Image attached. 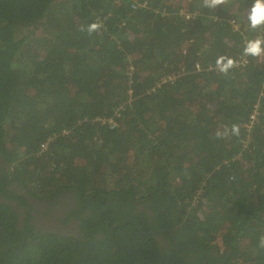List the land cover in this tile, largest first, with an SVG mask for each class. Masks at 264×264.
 Listing matches in <instances>:
<instances>
[{"label":"trees","instance_id":"obj_1","mask_svg":"<svg viewBox=\"0 0 264 264\" xmlns=\"http://www.w3.org/2000/svg\"><path fill=\"white\" fill-rule=\"evenodd\" d=\"M252 3L0 0V155L88 209L82 240H24L0 203V264H264V61L216 63L264 36Z\"/></svg>","mask_w":264,"mask_h":264},{"label":"flooded vegetation","instance_id":"obj_2","mask_svg":"<svg viewBox=\"0 0 264 264\" xmlns=\"http://www.w3.org/2000/svg\"><path fill=\"white\" fill-rule=\"evenodd\" d=\"M14 175L8 160L0 155V203L6 204L13 210L14 227L24 232L22 234L24 240L31 236L28 230L34 235L48 233L80 240L84 238L83 231L79 228L80 218L88 213V209L79 212V201L72 189L62 187L47 195H35L20 184ZM138 208L142 209L143 206L138 204ZM147 213L149 214L148 211ZM3 232L0 226V233ZM155 238L160 246L167 245L168 238L162 234H155ZM171 239L174 241L172 232Z\"/></svg>","mask_w":264,"mask_h":264},{"label":"clouds","instance_id":"obj_3","mask_svg":"<svg viewBox=\"0 0 264 264\" xmlns=\"http://www.w3.org/2000/svg\"><path fill=\"white\" fill-rule=\"evenodd\" d=\"M230 0H202V6L204 8L215 9L220 5H228ZM231 20V19H230ZM246 23L250 31L264 29V0H253L251 7L247 12ZM232 24V23H231ZM102 28L99 23H91L85 27L81 25L79 31L86 32L91 36L92 33L97 32ZM243 55L253 58L264 57V36H256V38L248 39L243 47ZM221 72H226L230 67L234 66V60L231 58L219 57L216 61ZM114 124L110 123V127ZM239 129L236 125L231 127V134L238 135ZM229 134V129L225 127L223 132L217 131L215 133L216 138H224ZM256 247L258 249H264V234H261L257 238Z\"/></svg>","mask_w":264,"mask_h":264},{"label":"built area","instance_id":"obj_4","mask_svg":"<svg viewBox=\"0 0 264 264\" xmlns=\"http://www.w3.org/2000/svg\"><path fill=\"white\" fill-rule=\"evenodd\" d=\"M230 22L232 23L233 27H236V22L231 19ZM259 62H263L264 61V57L262 58H257ZM245 62H247V59H246V56H242L240 57V59H238L237 61H234V66H237V65H241V64H244ZM256 115H257V110L254 109L252 114L250 115V120L244 124V126L248 129L252 124H253V120L256 118ZM50 140V137H47L44 141H42L40 143V149H44L46 147V144L47 142Z\"/></svg>","mask_w":264,"mask_h":264},{"label":"water","instance_id":"obj_5","mask_svg":"<svg viewBox=\"0 0 264 264\" xmlns=\"http://www.w3.org/2000/svg\"><path fill=\"white\" fill-rule=\"evenodd\" d=\"M186 247H188V248H190V249H196V250H198V248H195V247H193V246H186ZM203 264H205V261L203 262Z\"/></svg>","mask_w":264,"mask_h":264},{"label":"rangeland","instance_id":"obj_6","mask_svg":"<svg viewBox=\"0 0 264 264\" xmlns=\"http://www.w3.org/2000/svg\"><path fill=\"white\" fill-rule=\"evenodd\" d=\"M231 19H233V18H231Z\"/></svg>","mask_w":264,"mask_h":264}]
</instances>
